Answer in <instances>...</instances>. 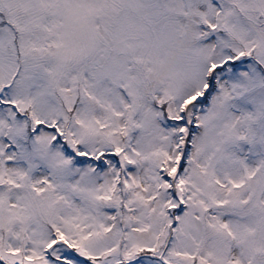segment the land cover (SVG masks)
Segmentation results:
<instances>
[{
	"label": "snow or ice",
	"instance_id": "snow-or-ice-1",
	"mask_svg": "<svg viewBox=\"0 0 264 264\" xmlns=\"http://www.w3.org/2000/svg\"><path fill=\"white\" fill-rule=\"evenodd\" d=\"M0 264H264V0H0Z\"/></svg>",
	"mask_w": 264,
	"mask_h": 264
}]
</instances>
